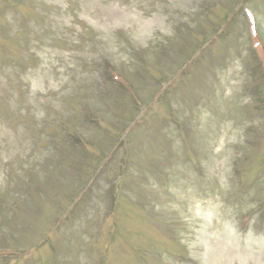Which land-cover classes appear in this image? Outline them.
I'll return each mask as SVG.
<instances>
[{
  "label": "rangeland",
  "instance_id": "rangeland-1",
  "mask_svg": "<svg viewBox=\"0 0 264 264\" xmlns=\"http://www.w3.org/2000/svg\"><path fill=\"white\" fill-rule=\"evenodd\" d=\"M6 249L264 264V0H0Z\"/></svg>",
  "mask_w": 264,
  "mask_h": 264
}]
</instances>
